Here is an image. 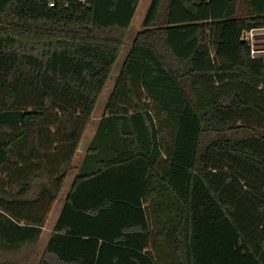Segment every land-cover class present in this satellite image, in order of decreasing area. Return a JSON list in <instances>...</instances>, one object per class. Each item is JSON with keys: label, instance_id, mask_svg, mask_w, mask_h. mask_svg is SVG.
Segmentation results:
<instances>
[{"label": "trees", "instance_id": "trees-1", "mask_svg": "<svg viewBox=\"0 0 264 264\" xmlns=\"http://www.w3.org/2000/svg\"><path fill=\"white\" fill-rule=\"evenodd\" d=\"M139 1L0 0V227L20 243ZM140 25L38 264H264V54L242 41L264 0H150Z\"/></svg>", "mask_w": 264, "mask_h": 264}, {"label": "rangeland", "instance_id": "rangeland-1", "mask_svg": "<svg viewBox=\"0 0 264 264\" xmlns=\"http://www.w3.org/2000/svg\"><path fill=\"white\" fill-rule=\"evenodd\" d=\"M149 2H150V0H140L137 7H136V10H135L133 18L131 20L129 29L127 31L125 38H124V43L118 51L116 60L112 66V69H111V72L108 76L107 82H106L103 90L101 91V93L99 95V98L95 104V108L93 110L90 122H89L86 130L84 131V133L81 137L79 145L82 144L85 147L88 140L93 135L95 124H96L98 118L101 116V112H102V109L105 105L108 94L110 93V91L112 90V88L114 86V81H115V79H116V77L120 71L122 62H123L124 57L128 51L130 43H131L134 35L138 31L141 30L140 24H141V21L143 19L144 13L146 11V8H147ZM245 39L247 40L249 45L251 43L253 51L258 52L255 55L264 54V28L255 30L254 32H252L251 35H249V36L247 35ZM81 150L76 152V155L73 158V165L77 164V162L80 160L81 154H82L84 148ZM73 176H74V171H69L68 175L65 177L63 184L61 186V190H60L57 198L53 202L50 212L48 213V220L54 219V215H55L57 209L59 208V205H61V203L63 202L64 196L70 187ZM48 220H47V222H48ZM46 238H47V235L43 232L40 239L41 240L43 239V241L45 242Z\"/></svg>", "mask_w": 264, "mask_h": 264}, {"label": "crops", "instance_id": "crops-1", "mask_svg": "<svg viewBox=\"0 0 264 264\" xmlns=\"http://www.w3.org/2000/svg\"><path fill=\"white\" fill-rule=\"evenodd\" d=\"M85 147L82 144L79 145L77 152L83 148L85 150ZM84 150H83L81 156L83 155ZM77 164H78V162H77ZM77 164H74V165L72 164V167L68 170L67 175H68L69 171H74V176H75V174L77 173V167H78ZM74 176H73V178H74ZM41 180L43 182L44 178L36 180L32 183L31 191L29 192V195H28L29 198L33 197L35 192L38 190V188L40 186L39 184L42 183V182H40ZM65 196H66V194H65ZM65 196H64V198H65ZM63 202H64V199H63ZM63 202L61 203V205H59V208L57 209V211L54 215V219L48 220V215H47V218H46L44 225L42 227H40V229L38 231L35 230V231H33V233L30 232V234L28 236H26V238L24 239V242H21L22 244L20 243V241H18L20 231H15L12 228L9 229V228L0 227V263H2V264L3 263L4 264L5 263L38 264L42 254L45 250L47 241H48L49 236L51 234V230H52V228L55 224V221L59 215V212L61 210ZM47 220H48V222H47ZM43 232L47 235L45 242L43 241V239L42 240L40 239Z\"/></svg>", "mask_w": 264, "mask_h": 264}, {"label": "built area", "instance_id": "built-area-1", "mask_svg": "<svg viewBox=\"0 0 264 264\" xmlns=\"http://www.w3.org/2000/svg\"><path fill=\"white\" fill-rule=\"evenodd\" d=\"M262 29H263V28H262ZM256 30H258V29H256ZM254 31H255V30H250V31L244 33V34L242 35V38H243L245 41H247V40L245 39L246 36H247V35H248V36L251 35L252 32H254ZM249 47H250V55H251L252 57L256 56L255 54L258 53V52H257V51H253L252 46H251V43H250Z\"/></svg>", "mask_w": 264, "mask_h": 264}, {"label": "water", "instance_id": "water-1", "mask_svg": "<svg viewBox=\"0 0 264 264\" xmlns=\"http://www.w3.org/2000/svg\"><path fill=\"white\" fill-rule=\"evenodd\" d=\"M242 41H244V39L242 38Z\"/></svg>", "mask_w": 264, "mask_h": 264}]
</instances>
